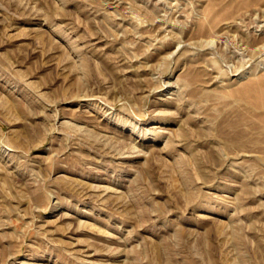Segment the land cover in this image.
<instances>
[{"label": "rangeland", "instance_id": "1", "mask_svg": "<svg viewBox=\"0 0 264 264\" xmlns=\"http://www.w3.org/2000/svg\"><path fill=\"white\" fill-rule=\"evenodd\" d=\"M0 264H264V0H0Z\"/></svg>", "mask_w": 264, "mask_h": 264}]
</instances>
